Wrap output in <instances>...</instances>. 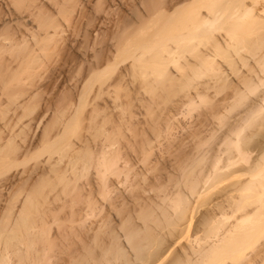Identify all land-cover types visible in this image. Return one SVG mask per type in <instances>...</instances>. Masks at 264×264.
Wrapping results in <instances>:
<instances>
[{
    "label": "bare ground",
    "instance_id": "bare-ground-1",
    "mask_svg": "<svg viewBox=\"0 0 264 264\" xmlns=\"http://www.w3.org/2000/svg\"><path fill=\"white\" fill-rule=\"evenodd\" d=\"M234 56L251 66L257 80L260 84L263 82L264 0H0V214L4 210L9 213L7 216L2 213L6 216L3 227L10 226L9 230L2 228L0 231L6 235V238H0V264H50L56 249H63L64 243L74 244L75 238L82 243L87 240L89 232L96 229L94 223V226L90 223L88 226L87 216L97 209H100L97 213L105 211L106 230L102 233L106 238L97 237L101 248L96 250L97 244L93 247L96 253L91 257L96 264H137L128 248L134 251L141 264L170 262L167 260L169 256L173 257L172 252L169 255L172 246L178 247L184 239L190 242L192 218L185 236L178 242L170 241V236L167 242L165 236L158 240L160 232L158 234L157 230L165 228L163 215L172 217L168 212L170 209L167 210L169 205L177 213L183 206L184 187L196 190L200 199L198 190L206 178L204 174L211 167L213 170L215 166L219 167L224 160L223 152L230 148L235 151L236 158L235 154L230 156L232 159L226 164L230 168V181L227 178L225 181L244 180L249 174L239 175L237 166H247L251 162L250 149L244 148L241 138L246 129L243 124L248 125L250 121L247 117L237 120L234 116L256 104L253 100L249 104L250 95L241 94L237 89L244 87L255 93L260 84L257 86L256 78L251 74L248 76L249 73L244 78L237 74L240 70H236L238 59L234 60ZM181 57L189 62L179 63ZM170 66L176 69L179 79L172 76ZM227 66L237 77L238 84L222 76ZM132 74L134 80L137 75L138 79L141 77L140 81L149 80L141 82L143 87L138 83L141 87L132 88L135 95L131 98L125 88L129 84L127 78ZM201 75H209L213 82L210 83L209 78L208 82L195 83L201 81ZM141 88L145 89L146 98H141ZM191 90H195L194 96H190L188 91ZM211 90L224 97L218 104L214 99L212 105L211 95L208 101L206 93ZM227 91L232 95L229 96ZM90 92L88 100L85 96ZM181 93L185 94L182 100L186 104L183 111L175 112L178 118L179 115L183 118L181 120H186L194 109L198 110V103L201 108L210 102L211 107L207 109L210 118L220 113V105L234 113V118L230 117L234 121L220 115L219 131L204 136L202 128L209 124L203 114L204 120L200 121L197 130L186 125L189 133L182 130L184 135H180L172 118L167 122L162 120L161 111L165 103L170 105L172 97L179 99ZM228 99L234 100V104L226 103L224 107L222 101ZM138 102L141 103L138 105ZM261 104L263 108L264 96ZM85 107L89 109H86L87 115L83 111ZM243 107L248 109L243 111ZM79 110L88 121L80 122L84 126L82 130L88 132L84 140L91 133L89 138H93L94 145L83 152H76L80 146H73L75 142L71 135L74 130L70 131L78 124L75 116ZM257 111L259 113L257 109L252 112L258 115ZM225 112L228 115L229 112ZM47 117L48 121L45 120ZM176 117H173L174 121ZM177 124L180 126L181 122ZM187 127L185 131H188ZM68 130L72 134L67 139ZM152 141L155 151L153 147L149 148ZM222 145L227 149L222 150ZM218 154H222L223 160L217 157ZM166 168L177 173L166 180L172 192L161 187L164 182L161 173L166 172ZM259 168V173L248 176L250 180H259L257 186L254 185L256 182L254 187L250 183L252 186L242 189L243 183L232 185L233 190L242 194L258 191L257 204L249 202L250 197L246 196L245 202H229L224 211L213 212L203 221L204 225L217 223L218 219L225 221V226L220 223L224 227L216 229V233L213 229L211 232L213 239L217 238L214 242L221 244L213 243L216 245L213 247L196 236L191 239L193 252L179 253L182 256H176L170 264H260L261 261L264 264V257H261L264 242L258 244L261 233L264 235V161ZM142 178L147 182L144 187ZM83 181L86 185L81 183ZM157 187L163 192L158 196H164L158 204V196L143 194H151ZM78 190L82 193L79 191L76 195ZM256 194L254 192L259 198ZM130 198L134 199V211L127 209ZM68 200L74 207L66 211V204L70 205ZM82 204L86 207L79 209ZM158 207H163L162 213ZM61 213L66 215L65 218ZM75 213L81 219L73 220L77 216ZM63 219H70L71 225H75L74 221L77 224L71 227V233L63 234L62 226L67 223L61 226ZM219 231L225 235L222 240ZM122 237L130 246L124 244ZM147 246L156 247L147 253ZM251 247L256 248L255 254L249 259L248 254L245 261L241 260ZM201 257L204 263L199 262L203 260ZM259 258L262 259L260 262Z\"/></svg>",
    "mask_w": 264,
    "mask_h": 264
},
{
    "label": "rangeland",
    "instance_id": "rangeland-1",
    "mask_svg": "<svg viewBox=\"0 0 264 264\" xmlns=\"http://www.w3.org/2000/svg\"><path fill=\"white\" fill-rule=\"evenodd\" d=\"M143 52L144 53H146V50L144 51L143 50ZM248 56V55H247ZM146 57H147V55H146ZM145 56L143 57V58H146ZM238 56H234L233 57V59L234 58H236V59H234V60H239V62H238V60H237V63H236V70H240L239 72H237V74L238 75H240V76H242V78H244L243 76L244 75H246L247 76V74H248V76L251 74L252 76H253V78H256V74L254 75V71H253V68L251 69V66H248V64H243V60L241 61L240 60V57L239 58H237ZM182 58V57H181ZM192 58V57H191ZM184 59V57L180 60L179 59V63H181V61H184L183 60ZM230 59H232V58H230ZM232 59V60H233ZM186 60H187V58H186ZM184 61L182 64H185V62H189V59H188V61ZM193 62L195 61V59H191ZM241 61V62H240ZM136 62V61H135ZM239 63V64H238ZM242 63V64H241ZM136 64H137V62H136ZM240 65L239 67H238V65ZM129 66H131V65H128V67ZM250 67V69L248 68V67ZM245 67H247V69L245 68ZM130 68V67H129ZM133 68V67H132ZM170 69H171V74H172V76H174L175 77V79H179L180 78V76L179 75H177V73H176V69H174L173 68V66L171 67H169ZM226 67H224V69H225ZM229 69V70H228ZM175 70V71H174ZM248 72H247V71ZM250 70V71H249ZM252 70V71H251ZM38 71V70H37ZM242 71V72H241ZM241 72V73H240ZM243 72H247V73H243ZM253 72V73H252ZM128 73V72H127ZM131 73V71L128 73V74H130ZM228 73V75H230L231 77H229L228 75H227V77H226V74ZM219 74H223V73H220L219 72ZM219 74H218V76H219ZM232 72H231V69L230 68H228V66H227V69H226V73H224L222 76H224V77H222L221 75H220V77H222V78H224V79H226L227 78V81H234V83H236V79H237V77H235V75L234 74H232ZM250 75V76H251ZM264 76V75H263ZM130 77V78H129ZM136 77V76H135ZM137 77H138V75H137ZM135 78V80H134V75L132 74V75H130V76H128V82H129V84L128 85H126V88H125V90H127V93L129 94V93H131L129 96L132 98L135 94V90L137 89V87H138V85L139 84H142V83H145V82H143V80L145 81V79L148 81L149 79L148 78H142L143 80H141L140 81V78L138 79V78ZM173 77V78H174ZM184 77H186V75L184 76ZM201 77L203 78H200L199 80H201V81H203L204 80V82H201V81H199L198 82V80L197 81H194L195 83H205V82H208L209 81V78H210V83H212L213 81L211 80V77L208 75V76H206V75H201ZM208 77V78H207ZM205 78V79H204ZM229 78V79H228ZM231 78V79H230ZM264 78V77H263ZM133 81H132V80ZM188 78H185V80H187ZM139 80V82H137ZM189 80V79H188ZM256 80V85L258 86L259 84H260V82H259V80H257V78L255 79ZM142 82V83H141ZM194 82H192V83H194ZM263 82H264V79H263ZM263 82H261V84L259 85V88H258V90L259 91H257V92H255V93H251V91H246V89L243 87H241V89L240 90H242V89H245V90H242L241 92H240V90L239 89H237L236 87H234V89H237V92H239V93H243V92H246L245 94H247V95H250V99H249V104H250V102H252V100H253V102L256 104L254 107H252L253 108V110H252V108H246V107H243L241 110H245V109H248L247 111L245 110H243L244 112H241L240 111V114L236 117V116H234V113H230L229 112V110L227 109H224V108H221V106L219 105V107H220V109H219V111H220V113L219 114H217V115H214V116H211V118H213L212 120H211V118H210V114H209V116H208V110L207 109H209V107H211V103H212V105L214 104V102H215V104H218V100L219 99H221V97H222V95L220 96V95H218L217 94V92L215 91V90H211V91H209V92H211V93H209V92H207L206 94H207V96H208V101H210V99L209 98H211V103L210 102H208L209 103V106H206V104L208 105V103H205V105H203V104H201V105H203V106H205V107H203V106H201V108H198L199 107V103H198V100H196L197 101V103H198V106H197V108L196 109H198V110H196L195 111V109H194V111H192V114L191 115H189V116H187V118H186V120H181V119H183V118H181V116L179 115V118H178V115H176V114H178V112H181V111H183V107H184V104H186V102L184 101V100H182V99H185L184 98V96H183V94L185 93H181L180 95L182 96H180L179 97V99H177V98H175V96H173L172 97V100H171V103H170V101H169V103H170V105L172 106H170L168 103L166 104L165 103V105L166 106H163V108H162V106H161V108L163 109V111H161V118H162V120H164V119H166V120H164V121H168L169 119H171V121H173V123H174V125L176 126V127H178V131H180V135H184L183 134V131L182 130H184V132H188L189 133V126L191 127L190 129H193L194 128V130L196 129L197 130V128H199V126L198 125H200L201 126V122L200 121H202V120H204L203 118H204V116H205V119H208L207 120V124H212V125H208V127H207V125L205 126V127H203L202 128V135L204 134V136H208V134H209V132L210 133H212V131L214 132H218L219 130V128H220V126H219V123L221 124V120L220 119H218V118H221V116H222V118H229L230 119V117H235V119H242V118H244V119H246L245 117H247V119H249L248 121H250L249 123L248 122H246V123H248V125L247 124H243L244 126H246V127H244V131L242 132V136H241V138H243V145H244V148H246L247 149V147H248V149H250V153H251V162H250V165L248 164L247 166L246 165H238L237 166V169H238V173H239V175L242 173V174H246V172H247V177L246 178H244V180L242 179V180H237V181H231V182H229L230 180H229V178H230V175H229V169L230 168H228V161L230 162L231 161V159L232 158H230V156H232V155H234L235 154V151L233 150V149H231L230 148V150H228V151H224L223 152V157H224V160H223V158H222V154H218L217 155V157L219 156V157H221L220 158V160H223L221 163H219L220 165H219V167H218V165L217 166H215L214 167V170H213V167H211V169H209V171L206 173V174H204V176L206 177L205 179H204V181H203V184H201L200 186H199V192H200V194L199 195H201V198L199 199V197L197 198V194H196V190H191L189 187H184V197H183V199H184V202H183V206L181 205V210L179 209L178 210V213L175 211L174 212V210H172V208H169V207H171L170 205L168 206V208H167V210H169L168 212H171V216L173 217H171L170 219L169 218H166L165 217V215H163L164 216V218L166 219V221H165V219H164V223L165 224H167L168 222V224L167 225H165L164 224V226H165V228L164 229H159V231L157 230V232H158V234H159V232H160V235L157 237V239L159 240V239H164L163 237L165 236V238H167L166 239V242H167V240H168V238H169V236L170 237H172V239L171 238H169V240L170 241H176V242H178L177 240H180V237H184L185 236V234H186V230H187V226H188V221L192 218V225H191V229H190V233H189V235H188V237H190V235H191V239L192 238H196V236L199 238V239H201L202 238V243H207V244H210L211 246H213V243H215L214 242V240L216 241L217 240V238L216 239H213V233H216L218 230H216V229H218V228H221V227H224L225 226V221L224 220H220V219H218V221H217V223H211V222H207V225L205 226L204 225V222H205V218L207 217V216H209V215H211V214H214L215 212H218V213H220V211H224L223 209H226V207H229V202H232V201H234V202H239L240 200L243 202H245L246 201V196H248V197H250L249 199H250V201L249 202H252V203H256L257 204V201H258V199H260V195L258 194L259 192L258 191H249L248 193H245V192H247V191H244L243 192V194H244V196H243V194H242V192H237L236 190H233L234 188L232 187V185L233 184H235V182L236 183H238V185L239 184H241V183H243L242 185H240L241 187V189L242 188H247V186L248 185H250V186H252L255 182H256V184H254L255 186H257V184L259 183V180L257 179H249V177L248 176H250L251 177V173H253V174H256V173H259L260 171H261V168H259V165H261V163L264 161V107L262 108V104H261V101H262V97L264 96V83ZM134 83H135V85H134ZM139 83V84H138ZM177 83V82H176ZM236 84H238V82L236 83ZM137 85V86H136ZM143 85L144 84H142V87H143ZM193 85H195V84H193ZM197 85V84H196ZM140 87H141V85H139ZM135 87H136V89H135ZM263 87V90L261 89ZM135 89V90H133V89ZM141 91H140V94H142V95H145V96H142V95H140L141 96V98L142 97H144V98H146L147 97V95H146V93L144 92L143 93V91H145V89L144 90H142V88L140 89ZM261 90L263 91V95H262V93H261ZM193 91H195V90H193ZM192 90H191V92L190 91H188L189 93H190V96H194V92H193ZM231 91V90H230ZM213 92H215V93H213ZM227 92H229V91H227ZM92 92H90L89 94H87L86 96H85V98H87L88 100H89V98L91 97V94ZM249 93V94H248ZM257 93V94H256ZM134 94V95H133ZM209 94V95H208ZM216 94H217V96H216ZM223 94V93H222ZM225 94H226V92H225ZM229 94V96H231L232 95V92L230 93H228ZM231 94V95H230ZM244 94V93H243ZM251 94H254V95H251ZM90 95V96H89ZM133 95V96H132ZM185 95V94H184ZM211 95V97H209ZM262 95V96H261ZM139 96V97H140ZM215 96V97H214ZM253 96V97H252ZM259 96V97H258ZM214 97V98H213ZM254 97L255 98H257L258 97V99H254ZM129 98V97H128ZM130 98V99H131ZM143 98V99H144ZM174 98V99H173ZM222 98H224V97H222ZM215 99V100H214ZM86 100V99H85ZM213 100H214V102H213ZM259 100V101H258ZM174 101V102H173ZM183 101H184V103H183ZM224 102H225V104H224ZM248 102H247V104H248ZM135 103H137L136 101H135ZM139 103H141V102H138V105H139ZM176 103V104H175ZM221 103V102H220ZM223 103V104H222ZM222 105L225 107V105H226V103H228V105H229V103H232V104H234V100L233 101H231V99H228V101L226 102V101H222ZM260 103V104H259ZM173 104H174V106H173ZM179 104V105H178ZM248 104V105H249ZM176 105V106H175ZM177 105H178V107H177ZM85 106H87L88 107V103H86L85 104ZM168 106V107H167ZM180 106V107H179ZM227 106V105H226ZM253 106V105H252ZM87 107H85V109H83V111H84V113L87 115V113H86V109H88ZM166 107V108H165ZM174 107V109H172ZM261 107V108H260ZM160 108V107H159ZM160 108V109H161ZM164 108H165V110H164ZM171 108V109H170ZM175 108H176V110H175ZM180 108V109H179ZM254 108H255V110H254ZM260 108V109H259ZM179 109V110H178ZM256 109L257 110H259V113H258V111H257V114L258 115H256L255 114V112H252V111H256ZM89 110V109H88ZM167 110V111H166ZM170 110V111H169ZM205 110H206V112H205ZM262 110V111H261ZM82 113H81V112ZM83 111L82 110H79V112L77 113V117L75 116V118H76V120L78 121V124L75 126V128H73V129H70V131L71 130H74V131H72V133L74 134H72L69 130V133L67 134V139L68 138H70L71 136H73V137H71V139H72V141H73V143H74V145L73 146H75V147H79L80 146V148L78 149H76L75 151L76 152H83V150L85 151V150H87L88 148H91V147H93L94 145H93V143L91 142L92 140H93V138L91 139V138H89L90 136L92 137V135H91V133L89 134V136H88V138L87 139H85V140H87V141H85L84 140V138H86L87 137V135H88V132H87V134L85 133L86 131H87V129H83L82 130V128H84V126L82 125L83 123H80V122H86L84 119L86 118V117H84L83 115H85L84 113H83ZM222 111H224V112H222ZM225 111H228L227 113H228V115L226 114V112ZM160 112V111H159ZM167 112V113H166ZM169 112V113H168ZM175 112H176V114H175ZM251 112H252V114H251ZM163 113H164V118H163ZM172 114V116L173 117H176L175 119V121H174V118L173 117H171V114ZM247 113V114H246ZM81 114V115H80ZM170 114V115H169ZM195 114V115H194ZM197 114V115H196ZM203 114H205L204 116H203ZM222 114H224V115H222ZM241 114H243V116L241 115ZM253 114H255V117H251ZM85 115V116H86ZM159 115H160V113H159ZM221 115V116H220ZM232 115V116H231ZM166 116V117H165ZM167 116H168V118H167ZM197 116H199V117H197ZM206 116H208V117H206ZM216 116H218V117H216ZM220 116V117H219ZM262 116V117H261ZM84 117V118H83ZM233 117V118H234ZM242 117V118H241ZM257 117H258V119H257ZM78 118V119H77ZM82 118V119H81ZM198 118V119H197ZM230 119V121L231 122H233L234 121V119ZM252 118V119H251ZM192 119V120H191ZM219 121H218V120ZM46 121H48L49 120V117H47L46 119H45ZM83 120V121H82ZM178 120V121H177ZM181 120V121H180ZM252 120V121H251ZM256 120V121H255ZM259 120V121H258ZM177 121V122H176ZM186 121V122H185ZM188 121H190V122H188ZM199 121V122H198ZM212 122V123H210V122ZM215 121V122H214ZM163 122V121H162ZM165 122V123H166ZM178 122H181V128H179L180 126H179V124H177ZM184 122V123H183ZM198 122V123H197ZM213 122H214V125H213ZM218 124H217V123ZM240 122L242 123V121L240 120ZM86 123H88V121L86 122ZM164 123V122H163ZM185 123H187V124H185ZM244 123V122H243ZM253 123V124H252ZM84 125H85V123H84ZM178 125V126H177ZM183 125V126H182ZM187 125H189L188 127H187V130L188 131H185L186 130V127L185 126ZM192 125V126H191ZM195 125V126H194ZM250 125V126H249ZM255 125V126H254ZM262 125V126H261ZM81 126H83V127H81ZM158 127L160 126V125H157ZM214 126V127H213ZM249 126V127H248ZM86 127V126H85ZM182 127L184 128V129H182ZM219 127V128H218ZM211 130H210V129ZM212 128H213V130H212ZM218 128V129H217ZM250 128V129H249ZM80 129H81V131H80ZM78 130V131H77ZM86 130V131H85ZM216 130H218V131H216ZM79 131H80V133H79ZM246 131V132H245ZM251 131V132H250ZM39 132V131H38ZM204 132V133H203ZM76 133H78V134H76ZM246 133V134H245ZM70 134H72L71 136H70ZM86 134V135H85ZM84 135V136H83ZM252 135V136H251ZM178 136V135H177ZM243 136H245V137H243ZM257 136V137H256ZM78 138V139H77ZM80 138H81V140H80ZM89 139H91L90 141H89ZM66 140V139H65ZM246 140V141H245ZM81 141V142H80ZM82 141H85V143L84 142H82ZM155 141V140H154ZM154 141H152V143L154 142ZM189 141V140H188ZM78 142L79 143H81L80 145L78 144ZM151 143V147L149 146V148H152L153 147V150L154 149H158V147H157V141H155L154 143L156 144V148H155V145H154V143L152 144ZM88 145V146H87ZM90 145H91V147H90ZM224 145H222L221 146V149L222 150H225V149H227L226 148V146H224ZM85 147V148H84ZM86 147H88V148H86ZM156 149V150H157ZM78 150H80V151H78ZM89 150V149H88ZM91 150V149H90ZM74 151V152H75ZM155 151V150H154ZM252 151V152H251ZM89 153V152H88ZM87 153V154H88ZM161 154V153H160ZM253 155V156H252ZM84 156H86V154L84 155ZM160 156V155H159ZM227 156V157H226ZM216 157V158H217ZM227 158V159H226ZM236 158V154L234 155V159ZM218 159V158H217ZM233 159V160H234ZM216 160V159H215ZM260 161V162H259ZM260 163V164H259ZM227 164V165H226ZM263 165V164H262ZM255 166V167H254ZM257 166V167H256ZM216 167H218V168H216ZM246 167V168H245ZM160 168H161V166H160ZM253 168H255V169H253ZM140 169V168H139ZM216 169V170H215ZM252 169V170H251ZM260 169V170H259ZM167 168H166V172H165V170H164V172H162L163 174H165V175H162V173H161V176H163V180L162 181H164V182H162V185H161V187L163 186V187H166V189H167V191H169V190H171V191H169V192H172L173 191V189L170 187V185H169V181L167 182L166 180H168L169 179V176H170V178L171 177H173V176H175L177 173L175 172V170H173V169H171L170 171L168 170V173H167ZM218 170V171H217ZM247 170V171H246ZM72 171H74V170H72ZM71 171V172H72ZM229 171V172H228ZM174 172V173H173ZM212 173V174H211ZM237 173V174H238ZM170 174V175H169ZM210 174V175H209ZM219 175V176H218ZM229 177H228V176ZM166 176V177H165ZM208 176V177H207ZM224 176V177H223ZM227 176V177H226ZM145 177V176H144ZM158 177H160V176H158ZM167 178V179H166ZM228 179L227 181H225V179ZM237 179H238V177H236ZM208 179V180H207ZM222 180V181H221ZM233 180H236V179H233ZM141 181H142V186L144 187L145 186V183L147 184V182L146 181H144V179L142 178L141 179ZM224 181V182H223ZM252 181H253V183H252ZM149 182V181H148ZM166 182V183H165ZM221 182V183H220ZM81 183H85L84 181L83 182H81ZM164 183V184H163ZM207 183V184H206ZM252 185H251V184ZM81 185V184H80ZM85 185H86V183H85ZM165 185V186H164ZM203 185V186H202ZM254 185H253V187H254ZM141 186V187H142ZM168 187V188H167ZM230 187H232V188H230ZM158 188L159 189H161L160 187H157V188H155V190H153L154 192H152L151 194H145V193H143L145 196H152V197H154L155 195H156V197L159 195V193H160V196H161V193L163 194V192H160V191H158ZM186 188H189L188 190L189 191H187L186 190ZM202 190H201V189ZM256 189V188H255ZM140 190V189H139ZM225 190H227V191H225ZM254 190V189H253ZM79 191L80 190H78L77 191V194L76 195H79ZM141 191H143V190H141ZM156 191H157V193H156ZM187 192H189V194L187 193ZM192 192V193H191ZM254 192H255V194L256 195H258V197L259 198H256L257 196H255L254 195ZM82 192L80 191V194H81ZM153 193H155V194H153ZM228 193V194H227ZM251 193V194H250ZM165 194V193H164ZM186 194V195H185ZM261 194V193H260ZM143 195V196H144ZM192 195V196H191ZM193 195H195V198H194V196ZM252 195H254V196H252ZM160 196H158L157 197V199H158V201H157V204L160 202V200L159 199H161V198H163L164 196L162 195V197H160ZM233 196V197H232ZM242 196V197H241ZM185 197H186V199H185ZM193 197V198H192ZM155 198V197H154ZM187 198H189V201H188V199ZM234 198V199H233ZM251 198H252V200H251ZM69 199H71V198H69ZM192 199V200H191ZM194 199V200H193ZM256 201H255V200ZM199 202H198V201ZM224 200V201H223ZM69 201H71V200H68L67 202H68V204L70 203ZM187 201V202H186ZM227 201V202H226ZM240 201V202H241ZM255 201V202H254ZM73 202V201H72ZM189 202V203H188ZM195 202V203H194ZM221 202V203H220ZM163 203V202H162ZM161 203V204H162ZM132 204H133V206H132ZM217 204V205H216ZM71 205H74L73 203H70V205H67L66 204V208L64 209V210H66V211H68V209L70 210V209H73V207H71ZM129 205V206H128ZM134 205H135V203H134V199L133 200H131V198L129 199V201H128V204H127V209L129 210L130 209V211L133 209V211L135 210L134 208ZM186 205L188 206V207H186ZM194 205V206H193ZM228 205V206H227ZM80 206V205H79ZM78 206V208L79 209H82L83 207L85 208L86 207V205L84 206V204H82L80 207ZM224 206H226V207H224ZM69 207V208H68ZM133 207V208H132ZM224 207V208H223ZM6 208V207H5ZM83 208V209H84ZM163 207H158L157 208V210L158 211H160L161 212V210H163L162 209ZM77 209V207L75 208V210ZM78 209V210H79ZM126 209V210H127ZM192 211H191V210ZM98 210H100V209H97V211ZM101 210H103V209H101ZM127 210V211H128ZM5 211V210H4ZM4 211H1V214L0 215H2V217H3V219H2V217H0V231H2V228H4L3 227V225H5L4 223H5V218H6V216H7V214H9V213H6V211L4 212ZM77 211V210H76ZM97 211H95V213L93 212V214H91V216L89 215V217L87 216V224H88V226H90V225H93V223L95 224V226H94V228H96L93 232L91 231V232H89V235H87V243H86V241L85 242H83V243H85L84 245H83V243L82 242H80L81 240H78L77 238H75L76 240L74 241V244L72 245V244H70V241L69 242H66V243H64L63 245V249L61 248L60 250H57L56 249V257H55V255H54V260H53V258L51 259V262H50V264H81L82 262H84V263H82V264H96V262L95 261H93V258L91 257V256H93V255H95V251L96 250H99L101 247L99 246L100 244L98 243V240H99V238H97V237H103L104 238V236H105V238H106V235H104L105 233V230L106 229H104L105 228V225H104V218L105 217H103V216H105V215H103V214H105L104 212L105 211H101V212H98L97 213ZM173 211V212H172ZM183 211V212H182ZM65 212V211H64ZM159 212V213H160ZM214 212V213H213ZM5 214V215H3V214ZM63 213V212H62ZM61 213V216L63 215L64 216V218H65V214H62ZM83 213V212H82ZM162 213V212H161ZM18 214V213H17ZM17 214H16V216H17ZM76 215H77V213H75ZM74 214V215H75ZM101 214V215H100ZM174 216H173V215ZM193 214V215H192ZM96 217H95V216ZM94 216V217H93ZM135 216V215H134ZM162 216V217H163ZM218 216H220V215H218ZM15 217V216H14ZM80 216H75V218H73V220H78V218H79ZM63 218V217H62ZM217 218H219V217H217ZM80 219H81V217H80ZM103 219V220H102ZM167 219H169V220H167ZM172 219V220H171ZM70 220V219H69ZM69 220L68 219H66V221H65V219H63V220H61V222H60V224H61V226L64 224V223H66V224H64L63 226H62V228H63V230H62V232H63V234H66V231H70V229H71V227H73V226H77V224L75 223V221L73 222L75 225H71V220H70V222H69ZM92 220V221H91ZM101 220V221H100ZM64 221V222H63ZM103 221V222H102ZM172 221V222H171ZM204 221V222H203ZM223 221V222H222ZM2 222H3V224H2ZM100 222V223H99ZM137 222L138 223H140L139 222V220H137ZM167 222V223H166ZM89 223H90V225H89ZM99 223V224H98ZM102 223H103V226H102ZM203 223V224H202ZM209 223V224H208ZM223 224V223H225V224H223V225H221V224ZM229 223H230V221H229ZM2 224V225H1ZM175 224V225H174ZM201 224V225H200ZM99 225V226H98ZM214 225V226H213ZM220 225V226H219ZM92 226V227H93ZM100 226H102V227H100ZM167 226V227H166ZM210 226V227H209ZM213 226V227H212ZM9 227L10 226H8V227H6L7 229H5V230H9ZM13 227V226H12ZM98 227V228H97ZM202 227V228H201ZM206 227H207V229H206ZM101 228V229H100ZM161 228V227H160ZM10 229H14V228H10ZM98 229V230H97ZM184 229V230H183ZM212 229L214 230L213 231V233H211L212 232ZM11 230V231H12ZM98 232H97V231ZM205 230V231H204ZM224 230V229H223ZM95 231H96V233H95ZM102 231H103V233H102ZM216 231V232H215ZM61 232V233H62ZM195 232V233H194ZM69 233H71V232H69ZM90 233H92V235L90 234ZM206 233V234H205ZM220 233H222V231H219V233H218V235L220 236V238H221V240L222 239H224L225 238V235L223 236L222 234H220ZM263 233H264V231H263ZM0 234L2 235H0L1 237L0 238H3V237H5L6 235H3V233H1L0 232ZM93 234H95V235H93ZM98 234V235H97ZM183 236H182V235ZM198 234V235H197ZM212 234V235H211ZM194 235V236H193ZM91 236V237H90ZM264 235L262 236V233H261V239H259L260 241L258 242V244H259V246L260 245H262L263 244V240H264ZM6 238V237H5ZM66 238H67V236H66ZM93 238V239H92ZM174 238V239H173ZM189 238V239H190ZM92 239V240H91ZM122 240L124 239L123 237L121 238ZM182 239V238H181ZM190 239V242L193 240H191ZM121 240V241H122ZM184 240H186V239H184ZM182 241V243L181 244H179V245H177L178 247H175V245H173L172 247H174L175 248V250L177 251V253H176V255H175V253H174V248H172V250H170V253H169V255H172L171 254V252L173 253V257H172V259L174 260H176L177 259V257H179L180 255L182 256V254H186V253H192L193 251V249H192V242H191V244H190V242H189V240L187 241ZM72 241V240H71ZM83 241V240H82ZM124 242V244L126 245H128V246H130L128 243H127V241H125V239L123 240ZM206 241V242H205ZM95 242H97V243H95ZM107 242V241H106ZM260 242H261V244H260ZM108 243V242H107ZM77 244H78V246H77ZM86 244L88 245V246H86ZM95 244H97V246L95 245ZM216 245L218 244V245H220L221 243H215ZM257 244V245H258ZM77 247H76V246ZM102 245H103V243H102ZM108 245V244H107ZM126 245V246H127ZM216 245H214L213 247H215ZM217 245V246H218ZM264 245V244H263ZM66 246V247H65ZM67 246H68V248H67ZM76 248H75V247ZM82 248H81V247ZM258 246V247H259ZM0 247H2V246H0ZM71 247V248H70ZM93 247H97L96 248V250L93 248ZM147 247H149V246H147ZM156 247V246H155ZM155 247H153L154 249H155ZM74 248V249H73ZM93 248V250H90V249H92ZM126 248H128V247H126ZM153 248H151V247H149V248H147L146 250H147V253H150V250H151V252L154 250ZM253 248V249H252ZM1 249V248H0ZM78 252H80V253H78L77 254V251ZM83 249V250H82ZM127 250V249H126ZM128 250H131V252H132V255H133V258H134V260H135V263H137V264H141V262L139 261V262H137V259H138V257L135 255V253H134V251H132V249H129L128 248ZM127 250V251H128ZM250 250H251V252H250ZM254 250V251H253ZM59 251V252H58ZM62 251V252H61ZM65 251H66V255H64L65 254ZM72 251H74V252H72ZM175 251V252H176ZM181 251V252H180ZM192 251V252H191ZM255 251H257L256 250V248H254V247H251V249H249V253H247L245 256H244V258L243 259H241V260H243V261H245L246 259H247V256H248V254H249V256H248V259L252 256V255H254L255 253ZM63 252H64V254H63ZM74 253L73 254V256L74 257H72V256H70V253ZM71 253V254H72ZM87 253V254H86ZM134 253V254H133ZM179 253H182V254H180L179 255ZM251 253V254H250ZM253 253V254H252ZM86 254V255H85ZM88 254H89V256H88ZM90 254H92V255H90ZM264 254V253H263ZM263 254H261V257L263 258L264 256H263ZM58 255V256H57ZM60 255V256H59ZM0 256H1V252H0ZM62 256V257H61ZM89 258H88V257ZM177 256V257H176ZM61 257V259L60 260H58L57 258H60ZM94 257V256H93ZM174 257H176V258H174ZM199 257V256H198ZM197 257V259H199ZM169 259L167 260V258H166V260H167V262L168 261H172V259H171V257L169 256L168 257ZM203 260H202V259ZM200 259L202 260V261H199V262H202V263H204V258L203 257H201ZM171 259V260H170ZM63 260H64V262H63ZM262 260V259H261ZM260 260V258H259V262L261 261ZM54 261V262H53ZM60 261H62V262H60ZM205 261H206V258H205ZM57 262V263H56ZM60 262V263H59ZM67 262V263H66ZM90 262V263H89ZM165 263H162V264H166V261H164ZM170 262H168L167 264H170ZM263 261H261L260 262V264H263L262 263ZM172 263H173V261H172ZM231 262H229V264H230ZM201 264V263H200Z\"/></svg>",
    "mask_w": 264,
    "mask_h": 264
}]
</instances>
